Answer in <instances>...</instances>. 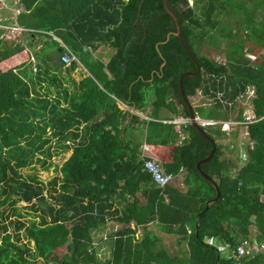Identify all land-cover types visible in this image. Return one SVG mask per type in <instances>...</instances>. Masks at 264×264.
I'll return each instance as SVG.
<instances>
[{
	"label": "trees",
	"instance_id": "obj_1",
	"mask_svg": "<svg viewBox=\"0 0 264 264\" xmlns=\"http://www.w3.org/2000/svg\"><path fill=\"white\" fill-rule=\"evenodd\" d=\"M15 3L7 16L23 8L18 25L34 31L32 47L45 44L37 54L38 74L23 71L30 64L7 72L0 68V208H13L12 214L0 211V264H98L93 232L110 222L121 229L112 235L113 259L108 264H234L217 243L234 249L247 239L264 241V22L256 19L264 9L261 1L249 7L237 0H195L194 6L191 0H171L185 42L203 69L200 76L184 79L186 95L193 103L201 92V100L211 105H199L195 112L207 121L230 122L240 98L255 91L256 121L248 126L255 146L246 164L223 159L217 144L214 158L202 165L222 194L209 210L218 192L198 165L212 154L213 142L191 123L177 132L176 125L162 121L164 111L190 119L180 80L198 70L164 0ZM233 15L241 26L237 34L228 25ZM246 27L249 35L244 38ZM4 33L0 29V36ZM52 33L76 55L71 65L63 62L67 51ZM219 37L227 40L225 62L200 54L204 47L222 49ZM248 40V52L260 56L253 64L246 57ZM101 46L115 51L111 59L95 57L93 51ZM24 50L1 39L0 66ZM79 63L91 76L77 82L72 74ZM65 72L69 76L63 81ZM39 88L47 93L40 94ZM54 90L57 95L52 96ZM117 100L138 111L153 106L154 120L134 116L131 126L126 125L130 116ZM244 112L239 110L236 121L245 120ZM101 114L106 118L98 121ZM139 125L140 134L147 127L149 141L154 135L162 139L158 151L146 156L159 159L175 185L182 178L187 191L175 185L163 191L143 172L140 147L124 139ZM205 131L214 142L225 135L220 124ZM183 133L188 135L183 144L169 148ZM55 146L61 150L56 152ZM72 149L71 158L56 168L62 177L51 189L37 175L24 177L22 171L35 164L50 170L48 161ZM22 202L42 212L40 223L27 227L17 206ZM139 230L145 232L142 239ZM157 231L178 237L177 255L163 246ZM65 247L67 253L56 256ZM246 264H264V253Z\"/></svg>",
	"mask_w": 264,
	"mask_h": 264
},
{
	"label": "rangeland",
	"instance_id": "obj_2",
	"mask_svg": "<svg viewBox=\"0 0 264 264\" xmlns=\"http://www.w3.org/2000/svg\"><path fill=\"white\" fill-rule=\"evenodd\" d=\"M16 0H0V3H9L10 5H17L15 3ZM245 0H238L239 6H241L244 3ZM1 13V12H0ZM1 15H8V12L4 11L1 13ZM3 30H6L7 33L3 36V38L9 42L10 45H18L20 43V40H24V38H21V35L19 33V31L14 30V26L12 27V30L8 31L7 27H0ZM30 32V33H29ZM29 32L27 34H24L26 39L29 40L30 35H32L34 33V31L29 30ZM31 41V40H30ZM15 42V43H14ZM226 48V47H225ZM105 56L107 57V59H111V57L115 54V51L113 49H108L105 51ZM103 53V50H101L99 52V55ZM25 50L24 52H22L19 56V58H17L12 63V67H15L17 65H20L21 63H24L27 59L25 58ZM201 55H207V56H211L212 58L217 59L218 61H224L226 59V51L224 49H217V50H210L207 47H204L201 51H200ZM264 56V55H263ZM20 61V62H19ZM3 65H1L0 67L3 68V70H7L8 68H4L2 67ZM82 72H85L83 69H81ZM31 73L32 70H31ZM81 74V73H80ZM80 74H77V80H80ZM52 75V74H51ZM88 76V74H87ZM79 82V81H78ZM199 97L197 96L194 99L193 104L198 107L199 105H207V106H211L209 103L210 101H203L198 99ZM253 99V94L252 92L250 93V95L246 98H241V100L237 103L236 107V111H231V117L232 120L235 122H239L236 121L237 115L239 110L243 109L244 115L245 117L251 118L253 116V106L251 104V100ZM142 116V120H145L147 115L146 114H140ZM172 118V117H171ZM172 119L176 120L177 116H174ZM148 119V122H150ZM220 124V123H219ZM228 126L231 127V130L229 135H225V138L221 141H219L218 145H221V150L222 152H224V159L230 160L234 163H240V159L238 158L239 154L242 153V157L244 156V154H247L249 151V144H251L252 146H254V143H252L248 137L249 131L248 128L245 126L243 127V125L241 124H236V123H231L228 122L227 123ZM222 128L224 130V123H222ZM131 134V131H129ZM236 134V135H234ZM247 138V140H245ZM244 144V145H243ZM55 150L56 152H59L60 150L58 149V146H55ZM73 150V149H72ZM70 150L68 153L61 155V156H57L55 157L52 162L48 161V164H52V167L50 168V170H46L44 167H42L40 164H35L27 169H24L22 171L23 175L25 178H28L29 176H34L37 175L39 177V179L41 181H43L46 185H49L48 187L51 189L52 187L50 186L51 184L54 183V180L57 179L58 177L61 178V174L58 172V170H56V168L62 167L63 164L69 160L73 154V151ZM61 184L59 183L57 188H60ZM175 187L179 188L180 191L185 192L187 191L186 186L182 185V178L180 179V181L177 182V185H175ZM49 194H51L50 192H46V196L49 197ZM49 202H51V198H47ZM18 207L21 208V212L22 214H24L25 218L23 219V221L26 222L27 227L30 226V224L32 222H38L40 223V219L39 217L41 216L42 212H34L31 209V205H28L25 202L22 203H18L17 205ZM42 208L46 209V207L42 204L41 205ZM40 206V207H41ZM1 212L6 211L7 214H12L13 208L10 205H5L4 207L0 208ZM34 214V215H32ZM14 220L16 219V217L13 218ZM121 229V225L116 223V222H110L109 224H107L106 226H103L101 228H99L98 230L95 231L94 233V243L97 246V253H98V264H108L111 260H112V240H110V235L113 232L119 231ZM11 231L14 232L15 231V227L13 226L11 228ZM23 233L25 232V230L22 231ZM145 232L144 230H139L138 231V238H141L144 236ZM160 236L163 240V246L165 248H167L172 255H177L179 246H178V237L176 236H168L166 234L160 233ZM34 244H32L31 246H33ZM67 253V247H65L64 249H60L57 253L56 256L59 257H63L65 254ZM39 264H56L54 262L51 263H46L45 261H40Z\"/></svg>",
	"mask_w": 264,
	"mask_h": 264
},
{
	"label": "crops",
	"instance_id": "obj_3",
	"mask_svg": "<svg viewBox=\"0 0 264 264\" xmlns=\"http://www.w3.org/2000/svg\"><path fill=\"white\" fill-rule=\"evenodd\" d=\"M258 1H261L262 3H263V8H264V0H258ZM257 2V0H245L244 1V3L242 4V5H247V6H249V7H253V5L255 4ZM237 3H238V0H237ZM191 5L192 6H194L195 5V0H191ZM238 5H239V3H238ZM241 5V6H242ZM0 12L2 13V12H4L3 10H0ZM1 13H0V21L1 22H3L2 23V26L3 27H10L12 24L10 23V21L12 20V18H11V16L10 17H8V16H5V15H1ZM256 19H257V21H258V23L259 24H261V22H264V9H259L258 10V15L256 16ZM240 20V19H239ZM240 21H242V20H240ZM242 24L244 25L245 24V21H242ZM228 25H229V27L231 28V33L232 34H237V33H239L240 32V27L241 26H239L238 25V21L235 19V17H234V15L232 16V17H230V20L228 21ZM242 25V26H243ZM244 26H246V25H244ZM247 27H246V32L244 33V38H246V37H248V35H249V33H248V31H247ZM6 34V33H5ZM227 40H225L224 38H221V37H219L218 38V46H222L223 48L222 49H224L225 51H226V45H227ZM245 45H246V50H250V48H251V46H252V43H251V41L250 40H248V41H246V43H245ZM109 48H107V47H102L99 51H98V53H97V56L98 57H100L101 59H103V57L105 56V51L106 50H108ZM111 49V48H110ZM101 50H103V53L102 54H100L99 55V52L101 51ZM263 54H264V51H263ZM19 56L20 55H17V56H15V57H13L11 60H9V61H7V62H5V63H3L2 65V67H4V68H8L7 70H3V68H1V70L2 71H4V72H7V71H10V70H16V69H18L19 67H21L22 65H24V64H27V63H29V53L27 52V54H25V58L27 59L24 63H21L20 65H17V66H15V67H12V63L13 62H11V61H14V60H16L17 58H19ZM20 62V61H19ZM22 68V67H21ZM31 69L32 68H30V67H26V68H24L23 69V71H26V72H31ZM81 69H83L85 72H82V70ZM53 72H49V75H51ZM81 73V74H80ZM69 73L68 72H65L64 74H63V77H65L64 78V80L63 81H65L66 79H67V77L69 76L68 75ZM77 74H80V80H77V77H76V75ZM87 74H88V76H87ZM91 76V74L89 73V71L85 68V67H80V68H78L77 70H76V72L74 73V74H72V78L73 79H75L77 82L79 81H81V80H83V79H85L86 77H90ZM39 92H40V94H42V93H47V91H46V89H41V88H39V90H38ZM54 95H57V93H56V91L54 90V92H53V94H52V96H54ZM198 99L199 100H201V97H202V95H201V92L199 93V95H198ZM192 103V102H191ZM64 105H66V103H64ZM192 105H193V108H196V106L192 103ZM120 107V106H119ZM136 109L134 108V107H131V109H130V111L128 112V113H126V111H123L125 114H127V115H129L130 116V118L128 117V119H127V121H126V125H130V120H131V118L132 117H134V115H140V114H142V113H138V112H136L135 111ZM195 110V109H194ZM152 113H153V106H151L148 110H145V113H143V114H146L147 116L146 117H144V118H146L145 120H142V116L140 115V119H141V121H148V119H151V120H149V121H152V120H154L153 119V116H152ZM174 116H176V115H174V114H171L169 111H164V113L162 114V121L164 122V123H167V122H169V123H172V124H175L176 125V131L177 132H180V130H181V126H180V124H177V122H178V119H176L175 120V122L173 121V122H171V121H169V117H174ZM106 117L102 114V115H100V117H99V119H98V121H103L104 119H105ZM131 126V125H130ZM125 126H123V128H124ZM140 127H142V126H137L135 129H134V131H132V133L129 135V136H124V139H126L127 141H130L131 139H133V144H136L137 145V147H140V154L142 155V149L145 147V146H148L149 147V150L145 153V155H147V153H149L150 151H154V150H156V152L158 151V148H160L162 145H161V137H159V135H154L153 136V139L151 140V141H149V139H148V136L146 135L147 133V127L146 126H144L145 127V130L143 131L144 132V134H140L139 133V131H140ZM83 134V133H82ZM125 134H129L128 132H126L125 131V133H124V135ZM133 134H134V138H133ZM186 137H188V135L187 134H181L180 135V138L178 139V141H177V143H174V144H172V146L171 147H169V148H174V147H176V146H181L182 144H183V140L186 138ZM159 160V159H158ZM160 161V160H159ZM161 162V161H160ZM162 163V162H161ZM163 164V163H162ZM158 233L160 232V231H157ZM161 233V232H160ZM160 235V234H159ZM167 235V234H166ZM168 236H172V235H168ZM174 236V235H173ZM177 237V236H176ZM163 241V240H162ZM178 241H179V239H178ZM178 244V243H177ZM167 249V248H166ZM168 250V249H167Z\"/></svg>",
	"mask_w": 264,
	"mask_h": 264
},
{
	"label": "clouds",
	"instance_id": "obj_4",
	"mask_svg": "<svg viewBox=\"0 0 264 264\" xmlns=\"http://www.w3.org/2000/svg\"><path fill=\"white\" fill-rule=\"evenodd\" d=\"M11 7H12V5H10L9 3H0V10H3V11H6V12H10V10H11ZM24 12V9L23 8H18L12 15H11V18H12V20L10 21V23L12 24L10 27H8V31L9 30H12V27L14 26V30H16V31H19V33H20V35H21V38H24V40L22 39V40H20V43L19 44H21L22 45V47H24V49H25V53H29V63H27V64H30V68H32L31 70H32V72H34L35 74H38L39 73V64H40V61L38 60V58H37V54L39 53V52H41L43 49H44V42H41L38 46H34V47H32L31 46V44H30V41L28 40V39H26V37H25V35L24 34H27L28 32H29V30L28 29H26V28H24V27H21V26H19L18 25V23H17V18H18V16L19 15H21L22 13ZM10 17V16H9ZM2 23L3 22H1L0 21V27L2 26ZM3 27V26H2ZM1 29V28H0ZM1 30H3V29H1ZM5 31V33H7V31L6 30H4ZM32 31V30H31ZM5 33L2 35V36H0V40L1 39H4L3 38V36L5 35ZM30 33V32H29ZM51 36L57 41V42H59L60 44H61V46L67 51V50H70L63 42H62V40L59 38V37H57V36H55L53 33L51 34ZM5 40V39H4ZM15 43V42H14ZM102 47V46H101ZM100 47V48H101ZM100 48L98 49V50H96V51H93V53H94V55H97V53H98V51L100 50ZM107 48H109V47H107ZM91 49V48H90ZM249 50H246V57H247V59H249L250 60V62H251V64H253V63H255L257 60H259L260 59V56H258L257 54H254V53H250V52H248ZM24 52V51H23ZM21 54V53H20ZM20 54H18V55H20ZM262 55H264L263 53H262ZM17 56V55H16ZM76 56V55H75ZM15 57V56H14ZM96 58H99V59H101L100 57H98V56H95ZM12 59V58H11ZM11 59H9V60H11ZM9 60H7V61H9ZM7 61H5V62H7ZM4 62V63H5ZM3 64V63H2ZM80 67H85L84 65H82L81 63H79V67L78 68H80ZM4 72V71H3ZM202 72H203V69H202ZM252 92V94H253V99H254V97H255V91L254 90H252L251 91ZM251 92H249L248 94H246L244 97H241V98H246V97H248L249 95H250V93ZM241 98H240V100H241ZM253 99L251 100V104H252V106H253V109H254V104H253ZM239 100V101H240ZM238 101V102H239ZM117 105H118V107L120 108V110H122V111H126V113H128L129 111H130V109H131V106H129V105H127V104H125V103H123V102H121V101H119V100H117ZM136 112H138V113H145V111H138V110H135ZM195 111V110H194ZM102 115V114H101ZM195 115H196V120L198 121V124L203 128V130L205 131V128H207V127H209V126H217V125H219V123L220 122H215V121H207V120H204V119H202L196 112H195ZM134 116H136V117H140V115H134ZM245 116V115H244ZM100 117V116H99ZM99 119V118H98ZM177 119H178V122H177V124H180V126L182 127V126H184V125H186V124H189V123H191L192 124V120H191V117H190V119H186V118H184V117H182V116H180V117H177ZM254 121H256L255 120V114H254V110H253V116L251 117V118H248V117H245V120L243 121V122H235V121H233V120H231L230 122L231 123H236V124H241V125H243V127H247L248 128V126L251 124V123H253ZM175 122V121H174ZM228 122H225L224 123V130H223V132H224V134L226 135L227 133V135H231V134H229V133H231L230 132V130H231V127L230 126H228V124H227ZM175 125V124H174ZM220 125H222V123H220ZM223 129V128H222ZM227 133H226V132ZM249 131V130H248ZM206 132V131H205ZM207 133V132H206ZM208 134V133H207ZM209 135V134H208ZM225 135H224V138H225ZM234 135H236V134H234ZM210 136V135H209ZM215 136H217V135H215ZM248 137H249V139H250V141L252 142V143H254V141H252L251 140V138H250V133L248 134ZM187 138V137H186ZM185 138V139H186ZM210 138H211V136H210ZM223 138V139H224ZM184 139V140H185ZM223 139H218L216 142H214L213 140H212V138H211V140H209V139H207V140H209V141H211V142H213V146H214V144H216V146H217V144H219V141H221V140H223ZM183 140V141H184ZM245 140H247V138L245 139ZM56 145V144H55ZM244 145V144H243ZM221 146V145H220ZM254 146H255V143H254ZM254 146H252L251 144H249V151L251 150V149H253L254 148ZM218 148V147H217ZM56 149V148H55ZM58 149L59 150H61L59 147H58ZM213 149H214V147H213ZM149 150V147L148 146H145L143 149H142V155H141V159L144 161V166H145V158L147 157L146 155H145V152H147ZM72 151H74V149L72 150ZM217 151H218V149H217ZM249 151H248V153H249ZM68 153V152H67ZM217 153V152H216ZM224 153V152H223ZM248 153L247 154H244V156L242 157V153H240L239 154V156H238V158L240 159V163H238L241 167L242 166H244L245 164H246V162L248 161ZM66 154V153H65ZM64 155V154H63ZM73 155V154H72ZM216 155V154H215ZM61 156V155H60ZM224 157H225V155L223 156V159H224ZM149 158V157H148ZM144 172V171H143ZM146 173V172H145ZM238 174H239V171H238V169H234V171H233V175H235V176H238ZM170 175V174H169ZM173 176V175H172ZM173 185H175V182L171 185V186H173ZM156 186V185H155ZM157 187V186H156ZM170 187V186H169ZM158 188V187H157ZM160 189V188H159ZM163 191L165 190V189H162ZM117 232V231H116ZM116 232H113L111 235H110V240H111V238H112V235L114 234V233H116ZM94 233L95 232H93V237H94ZM247 240H254V239H247ZM247 240H244L240 245H242L245 241H247ZM256 241H258V240H256ZM211 242H215L214 240H212ZM210 242V243H211ZM258 242H260V241H258ZM213 243H211V244H213ZM260 243H264V241H262V242H260ZM94 245L96 246V244L94 243ZM239 245V246H240ZM238 246V247H239ZM219 247H227V248H229L230 250H237V248L238 247H236V248H231L230 246H227V245H223V244H220V243H217V248H219ZM96 249H97V246H96ZM222 254H223V257H225L226 258V256H225V253H224V251L222 252ZM259 255V254H258ZM111 256H112V259H113V255H112V253H111ZM257 256V255H256ZM255 257V256H254ZM254 257H249V258H246L245 259V261H244V264H246V260L247 259H250V258H254ZM227 259V258H226ZM228 260V259H227ZM112 261V260H111ZM110 261V262H111ZM228 261H230V260H228ZM109 262V263H110ZM230 262H233L234 263V261H230ZM235 264V263H234Z\"/></svg>",
	"mask_w": 264,
	"mask_h": 264
},
{
	"label": "built area",
	"instance_id": "obj_5",
	"mask_svg": "<svg viewBox=\"0 0 264 264\" xmlns=\"http://www.w3.org/2000/svg\"><path fill=\"white\" fill-rule=\"evenodd\" d=\"M76 60V56L71 50H67V53L63 57V62L67 65H71ZM144 172L150 174L153 178L154 184L160 189H167L175 182V178L165 172L162 163L157 159L146 157ZM213 243V242H211ZM224 251L228 260L234 261L235 264H244L246 258L254 257L258 254L264 253V243H260L256 240H247L240 245L237 250H230L227 247H219Z\"/></svg>",
	"mask_w": 264,
	"mask_h": 264
},
{
	"label": "water",
	"instance_id": "obj_6",
	"mask_svg": "<svg viewBox=\"0 0 264 264\" xmlns=\"http://www.w3.org/2000/svg\"><path fill=\"white\" fill-rule=\"evenodd\" d=\"M164 2H165V6H166V9H167L168 13L173 17V19L176 22L177 29H178L177 36L180 38L183 47L188 52V54L190 55L191 59L194 61V63L197 66V69H198L197 72H195V73H191L190 72V73L183 74L182 77H181V80H180L181 92H182L184 101H185L187 107L190 110V113H191L190 117H191V120H192V125H194L201 132L203 137H205L206 139L211 140L210 136L198 124V121L196 120V115H195V111H194L193 105L191 103V100L187 97L186 92H185V87H184V79L186 77H188V76L189 77H198V76H200L202 74V67L200 66V63L198 62V60H197L196 56L194 55V53L189 49V47L187 46V44L185 42L184 35H183L182 23H181V20H180L178 14L174 11V9L171 6V0H164ZM216 152H217V146H216V144H214L213 152L209 156V158H207L206 160L202 161L198 165V169L200 171H202V165L204 163H206V162L211 161L214 158ZM203 174H205V173L203 172ZM204 176L216 187L217 192H218L217 198L213 202H209L208 203L207 210H209L213 206V204L217 203L221 199L222 194H221V190H220L219 185L211 177L207 176L206 174ZM200 221H201V215L199 217V223H200Z\"/></svg>",
	"mask_w": 264,
	"mask_h": 264
}]
</instances>
